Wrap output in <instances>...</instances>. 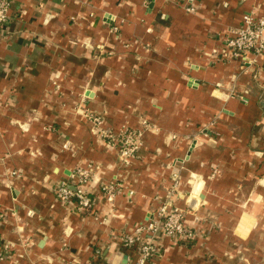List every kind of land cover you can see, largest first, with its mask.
<instances>
[{"label": "crops", "instance_id": "1", "mask_svg": "<svg viewBox=\"0 0 264 264\" xmlns=\"http://www.w3.org/2000/svg\"><path fill=\"white\" fill-rule=\"evenodd\" d=\"M247 12L264 15V0H198L194 13L171 0L13 1L0 36V264H134L120 236L148 222L173 172L183 192L191 174L204 181L196 208L179 201L201 234L150 236L148 264H264V54L242 65L212 53ZM83 110L114 131L151 124L130 166ZM89 164L93 207L57 200V183ZM115 176L112 210L100 185Z\"/></svg>", "mask_w": 264, "mask_h": 264}, {"label": "built area", "instance_id": "2", "mask_svg": "<svg viewBox=\"0 0 264 264\" xmlns=\"http://www.w3.org/2000/svg\"><path fill=\"white\" fill-rule=\"evenodd\" d=\"M14 0H0V36L4 32L9 11ZM181 4L187 12H195L198 0H171ZM213 54L222 55L225 59L241 60L242 65H250L256 61L258 56L264 54V15H257L252 12L244 14L241 26L231 30L223 42L221 50L214 49ZM84 116L92 123L93 129L108 146L118 151V160L121 166H130L137 157L143 145V133L151 128V124L143 121L141 128H133L123 124L118 131L112 128H104V115L94 114L83 110ZM69 147L68 142L64 146ZM219 172L215 169L212 176ZM15 173V172H14ZM96 173L94 167L77 166L70 174L69 180H61L57 183L54 193L57 200L62 203L75 202L79 211L89 210L96 202L91 194V188L95 184ZM173 183L167 190L164 198L158 199L159 206L148 222L141 223L131 232L123 233L120 236L124 246L136 248L139 254L134 264H148L157 254V246L150 236L162 232L165 236L174 241H189L198 237L201 233L198 229L189 225V218L193 215L188 207L179 205V201L185 199L180 191V174L172 173ZM123 191V182L115 176L111 180L100 185V201L113 210L116 198ZM30 215L33 212H29ZM195 214V213H194ZM197 220L199 217L194 215ZM5 213L0 210V223ZM147 234L148 238L145 236ZM5 252L9 249L4 244ZM0 253V259L5 258V253ZM88 264H96L89 262Z\"/></svg>", "mask_w": 264, "mask_h": 264}, {"label": "water", "instance_id": "3", "mask_svg": "<svg viewBox=\"0 0 264 264\" xmlns=\"http://www.w3.org/2000/svg\"><path fill=\"white\" fill-rule=\"evenodd\" d=\"M191 176L195 179L194 191L191 193H183V196L186 199L187 206L194 209L204 199V193L202 191L204 181L195 173L191 174Z\"/></svg>", "mask_w": 264, "mask_h": 264}]
</instances>
